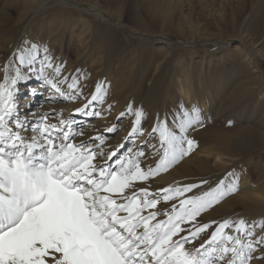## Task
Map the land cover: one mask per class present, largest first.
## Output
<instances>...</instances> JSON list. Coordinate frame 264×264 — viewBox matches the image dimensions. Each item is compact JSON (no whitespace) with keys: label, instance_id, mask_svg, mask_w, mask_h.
<instances>
[{"label":"snow or ice","instance_id":"6c2138e0","mask_svg":"<svg viewBox=\"0 0 264 264\" xmlns=\"http://www.w3.org/2000/svg\"><path fill=\"white\" fill-rule=\"evenodd\" d=\"M87 79L65 75L47 46L28 40L0 66V264H264V217L201 219L240 193L235 171L151 189L198 147L199 108L181 105L145 129L130 103L116 117L132 116L130 130L108 145L120 124L94 122L111 113L110 86L98 81L86 95ZM77 101L67 116L40 111Z\"/></svg>","mask_w":264,"mask_h":264},{"label":"rangeland","instance_id":"374dc122","mask_svg":"<svg viewBox=\"0 0 264 264\" xmlns=\"http://www.w3.org/2000/svg\"><path fill=\"white\" fill-rule=\"evenodd\" d=\"M66 1L79 10L62 9L53 0H0L1 64L11 57L23 40L45 45L56 61L64 64L65 75L76 69L88 74V79L82 82L86 95L94 90L98 81L110 86L105 106L112 105V115L117 113L119 116L130 103L134 109L142 108L146 114L145 129L151 127L158 114H167L171 119L173 114H178L181 105L187 108L197 106L204 125L190 132L198 144L189 155L191 157L198 155L196 152L203 145L202 138L205 141L204 133L216 127L221 131L226 127H240L258 134L261 131L264 136V82L260 89L245 98L232 97L235 84H226L234 75L254 69L248 62L237 65L235 50L241 48V44L232 40L243 38L247 41L250 36L249 47L260 46L264 51V0ZM98 12L105 16L97 17L95 13ZM71 14H76L77 21L68 24ZM115 25L124 34L116 31L120 37L114 39V44L119 53L111 61V71L106 72L107 61L111 60L108 39L114 35L110 36L106 31L110 33ZM257 62L261 68H258L259 77L264 81V61L259 59ZM214 82L219 87L217 90L213 87ZM154 86H157L155 96L151 94ZM184 89H189L190 101L182 95ZM81 104L75 103L76 106ZM132 120L129 115L122 121L115 118L110 122L120 124L116 139L122 138L121 133H128ZM238 138L247 139L246 136ZM257 154L245 160H250L249 165L254 166H247V171L252 172L253 183H258L255 190L262 191L264 152ZM182 161L150 181L151 189L189 183L181 175H170L173 169L181 170ZM243 161H236L234 171L237 174L245 168ZM196 179L197 176L192 177V181L199 180ZM218 206L203 214L201 219L207 222L220 221L228 216L236 218L237 212L239 215L243 212L238 216L243 218L264 217L263 209H253L246 215L248 210L244 214L245 210L241 208L223 211L213 218L209 216ZM164 207L162 202L159 208Z\"/></svg>","mask_w":264,"mask_h":264},{"label":"bare ground","instance_id":"6f19581e","mask_svg":"<svg viewBox=\"0 0 264 264\" xmlns=\"http://www.w3.org/2000/svg\"><path fill=\"white\" fill-rule=\"evenodd\" d=\"M57 5H59L62 9H77L73 5L69 4L66 0H53ZM79 10V9H77ZM67 11V10H66ZM83 11V10H80ZM97 17L105 16L103 13H95ZM76 14H71L69 16V20L67 23L69 24L71 21L75 22L77 21L75 18ZM261 23L258 21L257 25L259 26ZM108 25V24H107ZM111 27V26H110ZM115 28L109 33L106 31L112 38L108 39L107 48L109 49L108 55H110L111 60L110 62L107 61L108 65L105 68L106 72L111 71L112 65H110L112 62V59H114V56L118 57V51L115 47V40L116 38L120 37L116 31L122 32L121 28L118 25L114 26ZM113 28V27H112ZM106 29V28H105ZM117 29V30H116ZM120 29V30H118ZM115 30V32H114ZM123 33V32H122ZM124 34V33H123ZM245 38V37H244ZM247 41H245L243 38H239L238 40H232V42H238L241 44V48H237L235 50L236 56L234 60L237 65L238 64H246L247 62L252 64L254 69L252 72L249 73H238L232 77V79H229L227 81V86H230L231 83L235 84L232 88V97L234 95H238L239 97L243 96L244 98L247 96H250L252 93H254L257 89H260L264 83L262 80V77H259L260 67L257 66L258 62L257 60L263 59L264 61V51H262L258 46L254 49H251L248 44H250V41H252V38L250 36L247 37ZM243 39V40H242ZM120 55V54H119ZM1 61V60H0ZM4 64V63H3ZM0 62V66H2ZM263 67V66H262ZM260 68V69H258ZM262 73V72H261ZM159 81V80H158ZM263 83V84H262ZM38 82L33 80L30 82V86H37ZM159 85V84H156ZM66 87V86H65ZM159 87V86H158ZM214 89H218L216 83H213ZM157 89V86H154L151 90V94L155 96V91ZM189 90V89H187ZM187 90H182V95L186 98L187 101H190V92ZM27 96L26 92L24 93L23 97H21V101L23 102V98ZM231 97V96H230ZM39 99V97H37ZM151 99V98H150ZM158 99V98H157ZM156 99V100H157ZM152 101V99H151ZM154 101V100H153ZM76 103H83V101H77ZM154 104V103H153ZM35 106V105H33ZM80 106V105H79ZM79 106H76L75 103L73 104H60V105H48L45 104L40 111H48L50 107H55L57 110H60L61 108L64 109V115L67 116L69 112L72 109H75ZM117 107V106H116ZM119 107V106H118ZM106 108V106H105ZM222 112V111H221ZM220 112V113H221ZM217 114V113H216ZM218 115V114H217ZM117 116V113L110 114V117H106L104 120H97L95 121L96 126L106 125L110 126L111 124H114V122L110 123L111 121H114ZM115 117V118H114ZM123 125V124H122ZM121 125V126H122ZM87 135H94L95 133L90 129L86 130ZM258 131V130H256ZM122 132L124 130L122 129ZM254 133L250 131H246L242 128H236L232 129V127H226L225 131H221L216 127L214 130L208 131L204 133V139L202 138V147L197 150L196 153H198L195 157H185L180 164L182 166L180 171H175V169L172 170L170 173L171 176L174 175H181L182 177H185L188 179V182L192 181V177H196L197 179L206 178L209 181H215L217 178L223 177L228 171H234V168L237 166V160H244L242 163L245 165V168L243 169V172L238 174L240 176V193L226 199L224 202H222L221 205H219L214 211H212L209 216H217L218 214H221V212H231V210H237L238 208H241L248 212L246 215L249 214V211L253 209H263L264 210V188L262 191L255 190L256 186L253 183L251 173L248 172L247 166L249 165L248 161L245 160L246 157L256 155L259 152H264V136L261 134L263 132ZM87 135L84 137H78V141L80 139H87ZM127 135L124 133H121L122 138H114L108 141V145H116L123 141L124 137ZM241 136H246L247 139L244 138H238ZM256 136L258 138H256ZM110 150V149H106ZM257 154V155H258ZM237 159V160H236ZM250 159V158H249ZM251 162V161H250ZM254 167V166H251ZM257 167V166H256ZM240 168V167H239ZM239 171V170H238ZM237 171V172H238ZM239 173V172H238ZM166 176V178L170 177ZM258 177L260 178L261 175L258 174ZM264 182V178H263ZM210 212V211H209ZM208 212V213H209ZM238 213V212H237ZM235 214V217L240 216L239 213ZM262 213V212H261ZM261 213L259 215H261ZM207 214V213H206ZM231 214V213H230ZM264 214V212L262 213ZM233 215V214H231ZM230 215V216H231ZM219 216V215H218ZM243 216V215H242ZM245 217V216H244ZM213 218V217H212ZM229 218V216H228ZM255 218L254 216H247L246 219ZM256 219V218H255ZM212 220V219H211ZM222 220V219H220ZM254 220V219H253Z\"/></svg>","mask_w":264,"mask_h":264}]
</instances>
